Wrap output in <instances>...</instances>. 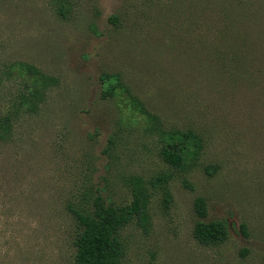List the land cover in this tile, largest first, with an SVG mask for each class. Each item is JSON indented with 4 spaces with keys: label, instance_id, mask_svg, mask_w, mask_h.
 I'll list each match as a JSON object with an SVG mask.
<instances>
[{
    "label": "rangeland",
    "instance_id": "rangeland-1",
    "mask_svg": "<svg viewBox=\"0 0 264 264\" xmlns=\"http://www.w3.org/2000/svg\"><path fill=\"white\" fill-rule=\"evenodd\" d=\"M29 67L58 84L0 135V264H74L68 205L139 186L148 222L120 230L122 264H264V0H0V119L39 88ZM108 76L125 90L104 97ZM168 131L202 137L198 164L162 160ZM197 197L225 243L194 239Z\"/></svg>",
    "mask_w": 264,
    "mask_h": 264
},
{
    "label": "trees",
    "instance_id": "trees-1",
    "mask_svg": "<svg viewBox=\"0 0 264 264\" xmlns=\"http://www.w3.org/2000/svg\"><path fill=\"white\" fill-rule=\"evenodd\" d=\"M60 14L64 15L63 10ZM25 69V66H22ZM34 70V71H33ZM29 67L26 71L35 72V80L39 88L22 94L15 101L8 114L0 119V135L8 132L12 119L18 109L26 108V111H34L41 101V92L49 86L58 84L54 78H48L40 74L36 69ZM110 82L104 93L105 96L116 94L117 88H125L116 76H108ZM130 108L147 116L154 128L158 125L156 117L152 116L144 105L136 98L130 96ZM162 144L160 156L162 160L177 170H187L198 164V160L204 150L202 137L194 131H168L161 133ZM215 167L206 171L215 172ZM165 193V203L170 202V194L167 190V179H159ZM87 197V196H86ZM195 212L199 220L196 222L193 236L202 246H218L225 243L230 237V226L225 220L205 221L207 217V202L203 197H197L194 203ZM68 210L76 221L78 231L73 241L75 248L74 264H122L126 254L125 245L120 237V230L133 220L142 223L148 222V199L142 186L133 191V199L130 204L117 206L108 203L100 195H94L91 201L83 205L69 204ZM240 233L249 236L248 227L242 224ZM248 250L242 251L246 255Z\"/></svg>",
    "mask_w": 264,
    "mask_h": 264
}]
</instances>
